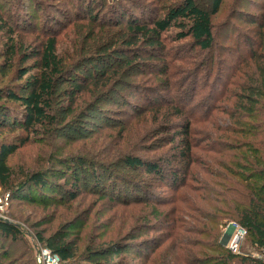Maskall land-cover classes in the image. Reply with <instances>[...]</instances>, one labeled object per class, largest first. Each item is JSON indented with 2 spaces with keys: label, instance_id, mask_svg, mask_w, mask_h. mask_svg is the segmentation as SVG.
<instances>
[{
  "label": "trees",
  "instance_id": "trees-1",
  "mask_svg": "<svg viewBox=\"0 0 264 264\" xmlns=\"http://www.w3.org/2000/svg\"><path fill=\"white\" fill-rule=\"evenodd\" d=\"M94 1L74 0V2L70 1V6L73 9L72 19L85 23L83 27L97 33L96 37L89 31L92 39L97 42L106 40L94 47L95 53L81 58L82 52L78 56L81 58L80 61L77 58L78 60L74 63L68 64L58 56L56 51L58 30L48 29L44 22L40 27V32L45 40L39 43V49L34 54L21 59L22 66L18 72V81L24 79L32 71L35 73L29 75L15 88L11 89L8 86V88L0 89V102L5 100L18 104L22 109L19 113L14 114L5 104L0 105V131L8 130L11 133L21 131L24 135V137L17 135V142L0 145V190L7 192L10 203L17 201L29 205L37 202L31 197V191H37L39 188L41 191L46 189V193L55 192L54 186L47 181L48 175L55 176L53 170L32 173L25 182L17 184L18 180L7 161L19 148L29 143L31 136L38 134V128L60 126L69 115L74 114V110L70 106L66 110V116L59 118L58 108L55 109L57 99L66 96L73 102L77 95L79 103H86L88 99L107 96L108 99L102 103L116 106L112 97L114 95L121 97L126 106H129L131 102L117 92L118 88L128 86L123 81L126 78V73L132 68H145L150 76L153 75L154 79L161 83V88H168L171 84V82L170 84L167 82L171 76V68L177 63H183L184 60V56H180V46H174L172 43L179 44L189 40L191 45L188 48L192 57H194L193 52L196 56L204 54L202 64L208 63L209 65L203 70L204 77L206 76L202 80L203 87L197 86L202 69L193 63L191 67L194 65L195 67L190 71L183 72L186 74L183 77L187 76V78L182 77V85L173 91L172 95L177 94L178 98L173 97L171 100H165L164 96L159 95V89L146 88V93L151 92L156 95L154 101L150 102L147 94L129 92L145 102L146 106L130 105L133 108V113L125 121L111 123L109 118L105 116L101 118L104 124H108L104 126L106 127L104 129L116 127L115 124H118L120 127L118 143L129 147L126 143L134 139L139 129L144 127L142 125L139 128L137 125L139 122L136 123L135 119L152 114V120L145 119L144 122L157 124L160 127L158 134L166 135L162 139L164 144L161 147L169 145L175 154H172L168 161L163 160L164 165L162 166L156 160H145L121 149L115 150L109 157L118 154L119 173L114 176L110 174L108 177H113L116 182L124 180L120 174L140 172L154 177L162 185V188H168L173 194L176 193L174 196H177L179 188L186 184L191 166L198 162L211 182H208V186L206 184L198 188L195 187L193 189L196 192L194 197L186 196L180 199V203L181 200H186L187 202L182 201V203H189V205L175 207L172 211H175L179 217L189 210L197 214L198 218L192 217L197 227L190 228L188 226L186 231L191 234L204 235L210 239L211 244H207L206 249L211 252L212 256L203 259L195 258L188 262L181 260L182 256L176 260L172 255L165 264H178L180 260V264H264V5L257 9L258 14H247L239 9L237 12L234 10L236 14L231 16L233 20L238 15L241 16V20L246 19L243 22L248 26L256 27L254 36L251 35V32L250 34L248 32L238 33L239 31L236 29L235 33H238L239 36L232 41L233 47L223 49L225 56L220 59L213 58L209 53L212 54V51H216L217 45L213 34L215 28L212 18L219 14L225 0H149L155 2L156 9L154 7V10L140 13L138 16L126 15L127 11L120 2L125 0H116L117 3L110 0L109 5V0H100L99 6H96L97 10L92 7ZM126 1H131L132 6L137 5L135 3L137 1ZM162 1L171 2L162 5ZM114 3L123 11L119 12L118 9H114ZM105 8H107V16L104 15L106 13L101 15V12H98ZM161 8H164L162 15L159 13ZM0 23L1 29H5L9 35L13 33L14 27L8 28L2 22ZM15 25L18 24L15 23ZM113 29H117L115 40H112L114 37L111 36ZM173 30L176 32L169 34ZM10 39L8 51L15 46L13 38ZM107 40L110 43L104 46L108 42ZM208 55L209 57H206ZM13 56L12 51L9 60L1 64L2 75L5 76L9 73ZM34 59L36 60L31 65L23 66ZM67 59L70 60L69 57ZM140 59L143 60L140 62ZM156 60H159V64ZM214 61L215 67H218L216 68L218 76L210 81ZM82 63H87L89 67H82ZM220 66L223 67L221 70H219ZM66 74L73 78L65 80ZM163 78H166L167 81ZM67 81H69L68 91L70 92L61 91L60 86ZM214 83L223 86L222 92L218 91V96L217 88L212 86ZM231 83L235 89L229 91L228 86H231ZM199 90L203 91L201 95L205 97L204 99L199 98L200 107H195L193 102L199 96ZM226 100L232 101L231 107H221ZM178 102L181 104L178 105ZM73 103L75 104L76 101ZM217 111L227 118V126L222 124L223 127H220L219 120L213 121L215 118L212 115ZM198 123H214L215 132L219 136L222 135L221 137H224L223 135L226 137V142L223 145L216 143L213 144V148L207 146L205 149L199 148L201 153L204 152L203 154L215 153L214 155L218 154L222 158L217 161L212 159V164L216 168L206 167V163L200 161V158L193 154V150L198 148L196 140L193 138V126ZM148 134L150 132L147 131L144 136ZM205 134H208L207 131ZM204 137L203 142H207L209 139L206 135ZM106 163L108 162L89 164L90 174L96 175L101 172H97L96 168L99 170L109 168L110 163L108 165ZM86 164L83 158H79L75 164L76 168L72 169L65 165L67 170H71L69 176L75 179L71 188L80 182L77 180L79 176L76 171H83ZM209 185H212V188ZM217 187L220 189L219 195L216 193ZM135 189L136 191L142 190L141 187ZM66 191L64 189V192L58 193L60 199L68 196L69 199L74 200L76 194L72 190L69 193ZM200 192L209 196L200 194ZM113 193L111 192L112 197L105 193L104 196L101 195L100 199L113 200L115 199ZM148 195L151 197L153 194L149 193ZM41 198L42 203L59 202L51 197L42 196ZM199 202L205 206H200ZM152 212L154 218H158L157 210ZM222 217L231 220L246 231L244 238L262 258H254L250 254H235L223 248L222 244L218 242V226ZM42 225H44L43 222H35L30 228L36 231ZM75 229L79 231L80 226L78 228L73 222L62 225L51 234H47V230L40 229L35 233L34 239L43 248H47L57 255L60 264H69L70 261L76 260L78 253L77 235L72 234ZM25 235L26 232L19 223L0 221V238L8 242L7 247L1 246L0 264H37L35 253L32 256L33 251ZM158 248L159 246L154 247L151 250V255L156 254ZM129 251L132 253L131 257L134 262L124 261L127 258L113 261V258L127 255ZM84 252L83 259L71 264H135L138 259L146 261L148 258V254L142 255L141 252H135L134 248H130L127 242L124 243L121 240L96 247L86 246Z\"/></svg>",
  "mask_w": 264,
  "mask_h": 264
},
{
  "label": "rangeland",
  "instance_id": "rangeland-1",
  "mask_svg": "<svg viewBox=\"0 0 264 264\" xmlns=\"http://www.w3.org/2000/svg\"><path fill=\"white\" fill-rule=\"evenodd\" d=\"M70 1L74 2V0ZM70 1L0 0V22L5 24V27H14L11 35H9L5 29L0 28V66L5 61L9 60L12 51L14 53L9 73L4 76L0 71V89L8 88V86L11 89L15 88L17 84H21L29 75L35 73V71H32L24 79L18 81V72L22 66L21 59L24 56L34 54L37 49H39V43L45 40V37L41 34L42 32H40V27L44 22H46L45 25L48 26V29L58 30L56 51L58 56L67 61L68 64L71 62L74 63L78 59L80 61L82 57L84 58L89 54L95 53L94 47L106 41H95L91 38L92 36L89 31L97 37L96 32H93L87 27H83L85 23L72 19L73 9L70 6ZM114 1L117 3L116 0ZM132 1H137L135 2L137 5L132 6L131 1H120L127 11V16H138L140 13L154 10L155 2L153 3L149 0ZM162 2V5H164V3L171 1ZM109 3L110 0L108 5ZM99 4L100 0H95L92 7L97 10L98 7L96 6H99ZM113 5L114 9H118L117 11H123L117 4L114 3ZM263 5L264 0H225L219 14L212 18L213 27L215 28L213 34L217 45L216 51L214 50L212 54H209L212 55L213 58L217 57L221 59L225 56L223 49H227L230 46L233 47L232 41L235 37L239 36L238 33L248 32L250 34L251 32V35L254 36L256 27L248 26L243 22V20L246 19H240L241 16L237 15L234 20L231 16L236 14L238 9L242 10L243 13L258 14L259 12L257 9ZM163 10L164 8L160 9V15L163 14ZM234 10H236V12ZM98 12H101V15L106 13L104 15L107 16V8H105V10L100 9ZM25 22H27V24H24ZM15 23L18 25L16 26ZM0 26L2 27V25ZM236 29L239 31L238 33H235ZM116 30L117 29H113L111 36L114 38L112 40L117 38V34L115 33ZM172 32L176 31L173 30L169 32V34H173ZM10 38H13V44H15V46L8 51L7 47L8 45L10 46ZM107 43L110 42H106L104 46ZM172 44L174 46H180V56H184V60L183 63H177L171 68V76L168 81L166 78H163L168 84L171 82L170 86L168 88H161V83L155 80L153 75L150 76L147 69L140 67L132 68L126 73V78L124 80L122 79L128 86L117 89V92L122 94L123 98L131 102L130 105L137 107L146 106L145 102H142L135 94H147L150 102L154 101L156 95L151 92L146 93V88L159 89V95L164 96L165 100H171L173 97L178 98L176 97L178 96L177 94L172 95L173 91L180 88L179 85H182L181 78L186 75L183 72L190 71V69L194 68L195 65L191 67L193 63L197 64V66L202 69L198 77L197 86L203 87L202 80L206 78V76L204 77L205 73H203V70L209 67L208 63L202 64L204 54L196 56L193 52L194 57H192V53H190L188 48L191 45L189 40L182 41L179 44ZM84 48L86 49L84 50ZM82 52L83 55L81 58H78L79 54ZM68 57L70 59L69 61L67 59ZM206 57H209V55ZM35 60L36 59L28 61L23 66H29L32 62H35ZM141 60L143 59H140V62ZM156 61L159 64V60ZM84 66H86V68L89 67L87 63L82 65V67ZM223 67L220 66L219 70ZM216 68L218 67H215L214 61V68L210 81L218 76V72H216L218 69ZM223 74L227 75L226 73ZM67 75L68 74L64 77L65 80L73 78ZM183 78H187V76ZM68 83L69 81H67V83H62L60 86L61 91L69 90L70 87ZM215 84L216 83L212 84V86L217 88L216 93L218 96V91L222 92L223 86L219 83ZM232 84L233 83H231V86H228L229 91L235 89ZM61 91L59 92L62 93ZM129 92L136 93L131 95ZM202 92L203 91L200 90L199 93L197 92L199 96L195 98L193 102L195 107H200L199 98L204 99L205 97L201 95ZM112 97L116 102V106H108L102 103L104 100L108 99L107 96L99 99H88L86 103H79L78 96L76 95L75 100H73V102L76 101L75 104L66 96L56 100L55 109L58 108L59 118L66 116V110L70 106L74 110V114L69 115L66 121L60 124V126L38 128V134L31 136L29 143L19 148L7 161V164L12 168L13 174L18 180L17 184L25 182L32 173L53 170L52 172L55 173V176L48 175L47 181L54 186L53 190H55V192L46 193V189L41 191L37 188V191L33 190L30 192L31 197L37 202L29 205L26 203H18L17 201L10 203L7 192L0 190V201L4 207V211L0 212V219L9 220L21 225L24 232H26L25 237L32 248V256H34V253L36 254L37 250L43 248L37 243L36 239H34L35 233L40 229L47 230V234H51L62 225L69 222H73L78 228L80 226L79 231L75 229L72 232V234L77 235L76 237L78 240L77 258L74 261H70L69 264L72 262H79L81 258H84L86 246L96 247L101 244L107 245L118 240L124 243L127 242L130 248L135 249V252H141L142 255L148 254L146 261L138 259L135 261V264H165L172 255H174L176 260H179L182 256L181 260H186L188 262L193 261L195 258L203 259L207 256H212L211 252L206 249L207 244H211L210 239L204 235L200 236L199 234H191L186 231L188 226H190V228L197 227L196 222L192 219V217L198 218L197 214L189 210L184 212L182 217H179L175 211H172L175 207L188 206L189 203H182V201L187 202L186 200H181V204L180 199L186 196L190 198L194 197L196 195V192L193 190L195 187L198 188L206 184L208 186V182H211V179L207 178L208 176L203 171L202 165L196 162L191 166L186 184L179 188L177 196H174L176 193L173 194L168 188H162V185H160L154 177L147 176L140 172L122 171L125 173L120 174V177H123L124 180H117L116 182V179L113 177H108L110 174L114 176L119 173V169L117 168L120 166V163L117 161L118 154L116 153V156L112 155L109 157L115 150L121 149L131 153L133 156H138L145 160H156L162 166L164 165L163 160L168 161L171 155L175 154V152L171 150V146L161 147L164 144L162 139L165 138L166 135L164 133L158 134L160 127H158L157 124L144 122L145 119L152 120V114L135 119L136 123L139 122V124H137L139 128L142 125L144 127L143 129H139L134 139L126 143L129 147L123 146L124 144H119L118 131L120 127L118 124H115L116 127L104 129L106 128L104 126L108 124H104L101 118L105 116L110 119L111 123L125 121L132 115L133 108H131L132 106L130 107V105L126 106L121 97L114 95H112ZM231 102L232 101L226 100L221 107L229 108L231 107ZM3 104L14 114L22 110L18 104L6 102L5 100L0 102V105ZM180 104L181 102H178V105ZM142 113L145 114L144 112ZM212 116L215 118L213 121H220V127H223V125L227 126V118L218 111ZM193 129V138L198 145V148L193 150V154L195 157L200 158V161L205 162L206 167H212V159L217 161L222 158L219 157L218 154L214 155L215 153L203 154L204 152L201 153L199 148L205 149V146L213 148V144L216 143L223 145L226 142V137L225 135L221 137L222 135L219 136L215 132L214 123H198L193 126ZM147 131L150 132V134L144 136ZM205 131H207L208 134H205ZM204 134L209 139L207 142H203L205 138ZM17 135L24 137L21 131H16L15 133H11L8 130L0 131V145L13 141L17 142ZM79 158H83L87 164L83 171H76L79 176L77 180L80 182L74 186V188H71L75 179L69 176L71 170H67L65 165L74 169L76 168V161ZM102 162H108L106 165L110 163L108 165L109 168H106V170H99L95 167L97 172H101L96 175H91L89 164L92 165ZM213 168L216 167L213 166ZM136 187H141L142 190L136 191ZM209 187L212 188V185H209ZM64 189L67 190V193L72 190V192L76 194L75 199H69L68 196L60 199L58 193L64 192ZM219 190L220 189L217 187L216 193L218 195L220 192ZM103 192L109 197L111 196V192H114L113 198L115 199H100L101 195L104 196L103 194H105ZM149 193L153 195L150 197L148 195ZM200 194L209 196L204 192H200ZM42 196L51 197L59 202L54 201V203L51 202L49 204L42 203ZM199 204L200 206H205V204L201 202H199ZM153 210H157L159 213L158 218H154ZM174 216L175 219H173ZM35 222H43L44 225L35 231L30 228ZM233 223L234 222L224 217L219 220L218 242H220L226 250H228L227 241L234 233V229L231 226ZM178 227L181 229L179 230ZM132 237H134V239H131ZM7 243L8 242L0 238V252L1 246L7 247ZM148 246L149 248H147ZM156 246H159L156 254L151 255V250ZM234 253L250 254L254 258H261L260 254L249 246L246 238L242 239L237 251ZM131 254L132 253L129 251L127 255L113 258V261H118L120 258H127L124 261L128 263L134 262ZM168 254L170 255L168 256ZM181 260L178 264L181 263Z\"/></svg>",
  "mask_w": 264,
  "mask_h": 264
},
{
  "label": "built area",
  "instance_id": "built-area-1",
  "mask_svg": "<svg viewBox=\"0 0 264 264\" xmlns=\"http://www.w3.org/2000/svg\"><path fill=\"white\" fill-rule=\"evenodd\" d=\"M9 195H7L8 197ZM3 198V197H2ZM4 211V207L2 202L0 201V212ZM234 229V233L232 236L229 237L227 241V248L232 253L236 252L238 249L239 244L241 243L242 239L246 235V231L238 227L236 224H231ZM39 257L41 260V264H60V259L57 255L51 252V250L47 248L39 249ZM262 258V257H261Z\"/></svg>",
  "mask_w": 264,
  "mask_h": 264
},
{
  "label": "water",
  "instance_id": "water-1",
  "mask_svg": "<svg viewBox=\"0 0 264 264\" xmlns=\"http://www.w3.org/2000/svg\"><path fill=\"white\" fill-rule=\"evenodd\" d=\"M0 221H2V222H6V223H10V221L9 220H5V219H0ZM36 263L37 264H41V260H40V257H39V251L37 250L36 251Z\"/></svg>",
  "mask_w": 264,
  "mask_h": 264
}]
</instances>
